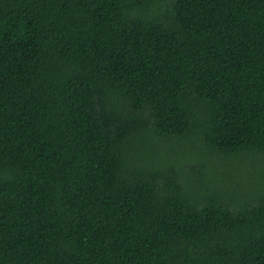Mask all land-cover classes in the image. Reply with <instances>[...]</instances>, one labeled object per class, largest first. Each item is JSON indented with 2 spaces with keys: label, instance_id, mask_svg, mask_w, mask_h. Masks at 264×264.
Listing matches in <instances>:
<instances>
[{
  "label": "trees",
  "instance_id": "trees-1",
  "mask_svg": "<svg viewBox=\"0 0 264 264\" xmlns=\"http://www.w3.org/2000/svg\"><path fill=\"white\" fill-rule=\"evenodd\" d=\"M0 264H264V0H0Z\"/></svg>",
  "mask_w": 264,
  "mask_h": 264
}]
</instances>
